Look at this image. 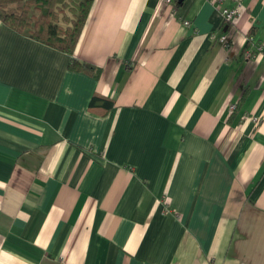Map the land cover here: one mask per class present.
Returning <instances> with one entry per match:
<instances>
[{
    "label": "crops",
    "instance_id": "crops-1",
    "mask_svg": "<svg viewBox=\"0 0 264 264\" xmlns=\"http://www.w3.org/2000/svg\"><path fill=\"white\" fill-rule=\"evenodd\" d=\"M236 1L93 0L73 54L0 18V264H264V0Z\"/></svg>",
    "mask_w": 264,
    "mask_h": 264
},
{
    "label": "trees",
    "instance_id": "trees-1",
    "mask_svg": "<svg viewBox=\"0 0 264 264\" xmlns=\"http://www.w3.org/2000/svg\"><path fill=\"white\" fill-rule=\"evenodd\" d=\"M92 3L93 0H0V18L16 31L73 54ZM10 7H16L17 12L10 11ZM69 68L83 70L90 67L73 59ZM102 102L108 109L114 104L104 96L95 95L91 105Z\"/></svg>",
    "mask_w": 264,
    "mask_h": 264
},
{
    "label": "built area",
    "instance_id": "built-area-1",
    "mask_svg": "<svg viewBox=\"0 0 264 264\" xmlns=\"http://www.w3.org/2000/svg\"><path fill=\"white\" fill-rule=\"evenodd\" d=\"M167 1H171V0H167ZM221 0H217V3L219 5ZM243 3L241 0H237L235 6L231 7V8H222V15H223V19L224 22L227 25H235L237 23V19L240 15L241 9H242ZM190 22L188 20L185 21V24H189ZM220 41L222 43H227L228 42V38L227 35H222L220 37ZM258 50L259 51H264V44L259 45L258 46ZM253 55L252 51L246 52V56L247 57H251ZM236 107V104H233L231 106V109H234Z\"/></svg>",
    "mask_w": 264,
    "mask_h": 264
},
{
    "label": "rangeland",
    "instance_id": "rangeland-1",
    "mask_svg": "<svg viewBox=\"0 0 264 264\" xmlns=\"http://www.w3.org/2000/svg\"><path fill=\"white\" fill-rule=\"evenodd\" d=\"M14 9H16V7H13Z\"/></svg>",
    "mask_w": 264,
    "mask_h": 264
}]
</instances>
